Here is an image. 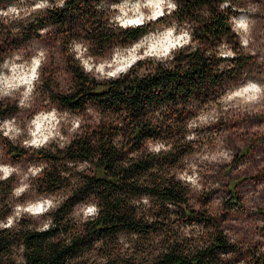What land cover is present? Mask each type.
I'll use <instances>...</instances> for the list:
<instances>
[{
  "label": "clouds",
  "instance_id": "clouds-1",
  "mask_svg": "<svg viewBox=\"0 0 264 264\" xmlns=\"http://www.w3.org/2000/svg\"><path fill=\"white\" fill-rule=\"evenodd\" d=\"M133 2L109 4V26L113 31L143 30L144 35L158 38L133 43L124 54L113 51L107 58L91 54L87 40H70L67 55L72 56L88 77L89 85L133 78L141 71L173 62L181 52L198 47L193 36L194 22L180 23L176 19L181 0H135V9L130 8ZM212 3L226 18L231 39L226 38L214 49H208L207 55L228 64L238 62L242 56H254L250 46L255 43L259 26L264 25V0H212ZM66 4L67 0H0V111L6 112L8 106L16 109L15 114L0 118V139L18 141L29 153L66 150L72 140L89 131V113L96 111L90 102L82 111L57 106L51 93H46L43 87L49 65L46 50L16 48L8 39V33L15 36L27 23L62 10ZM104 6L101 0L96 4L97 11H102ZM50 27L39 28V34L46 35ZM156 115L159 117V113ZM153 123L158 125L159 121ZM122 142V134L114 139L117 146ZM181 148L178 159L163 173L154 165L150 174L162 175L165 181L178 184L183 189V207L189 211L197 208L196 217L185 216L172 201L163 202L168 209L166 214L154 215L152 209L159 213L161 205L153 196L142 194L132 201L133 205L150 224L163 222L166 227L151 237L156 241L155 247L137 251L144 241L140 234L132 233L128 238L117 239V251L132 257L133 264H159V259L179 243L190 259L200 250L211 247L216 236L222 233L230 247L217 250L216 255L225 264H256L257 260L264 264V211H261L264 209V72L226 81L211 96L189 106L181 131L173 138L145 137L140 155L159 160ZM128 155L137 157L135 152ZM67 166L71 171L62 175L71 179L74 173H87L95 165L83 160L67 161ZM48 167L43 161L30 164L25 179L41 177ZM17 171L11 164L0 163V181L8 180ZM253 176L256 178L236 187L242 177ZM29 188L30 184L22 183L13 189L12 195L19 198ZM62 203L50 194L16 204L12 213L0 220V230L13 229L22 217L29 216L48 217L42 227L36 228V231H48L52 227L49 214L58 211ZM102 211L99 200L88 197L73 204L68 216L82 228L95 223ZM200 216L207 217V221ZM94 243V252H99L103 241ZM92 258L96 264H110L113 259L110 255Z\"/></svg>",
  "mask_w": 264,
  "mask_h": 264
},
{
  "label": "trees",
  "instance_id": "trees-1",
  "mask_svg": "<svg viewBox=\"0 0 264 264\" xmlns=\"http://www.w3.org/2000/svg\"><path fill=\"white\" fill-rule=\"evenodd\" d=\"M123 2L104 0V9L97 11L96 4L101 0H67L64 9L27 23L15 36L19 35L25 41L36 40L41 38L39 28L51 26L64 46H68L72 39L87 40L91 54L104 57L114 47H129L145 36L143 30L113 31L109 26L108 5ZM181 3L176 19L180 23L194 22V42L198 43L194 51L181 52L173 62L107 84L93 82L89 85L88 77L79 67H70L72 85L69 91L53 94L51 98L60 108L72 111H82L90 102L96 109L92 113L97 124H89V131L72 140L66 150L39 158L50 166L33 181L31 190L44 196L64 194L63 203L58 211L49 214L52 227L48 231H36L41 225L29 216L22 217L13 229L0 230V264H96L92 257L105 255L113 258L110 264H133L132 257H125L117 251V239L128 238L132 233L140 234L144 241L137 248L140 251L144 247H155L156 241L151 237L166 227L163 222L150 224L133 205L132 201L145 193L161 205L159 213L152 209L154 215L166 214L168 209L163 202L172 201L185 216L196 217V210L183 207V189L178 184L165 181L162 175L150 174L154 165H158L163 173L183 149L158 160L141 156L140 148L145 137L173 138L181 131L189 106L211 96L226 81L235 80L246 65L239 59L227 69L226 64L215 56L207 55L208 49H214L230 36L226 18L217 12L212 0H181ZM70 61L75 63L73 59ZM15 112L13 106H8L6 112L0 111V118ZM154 121H159L158 125ZM121 134L123 142L117 146L114 139ZM132 152L137 153L134 159L128 155ZM21 154L10 150L11 157H21ZM83 160L93 162L94 168L87 173H74L71 179L62 175L71 171L67 161ZM144 177L147 180L142 181ZM14 186L12 177L0 182L4 189L3 196H0V220L10 215L14 207L11 200ZM88 197L98 199L103 211L95 223L81 228L68 214L72 212L73 204ZM47 219L43 217V223ZM97 240L103 243L100 251L94 252ZM228 247L230 245L220 233L211 247L200 250L189 259L182 251V245L176 243L168 255L159 259V264H225L216 252ZM256 264L260 261L257 260Z\"/></svg>",
  "mask_w": 264,
  "mask_h": 264
},
{
  "label": "rangeland",
  "instance_id": "rangeland-1",
  "mask_svg": "<svg viewBox=\"0 0 264 264\" xmlns=\"http://www.w3.org/2000/svg\"><path fill=\"white\" fill-rule=\"evenodd\" d=\"M9 1L12 2V0ZM136 6L137 4L134 0V2L130 5V8L135 9ZM157 38H158L157 36L145 35L136 43H146L147 41L155 40ZM8 39H11L12 44L15 45L16 48H20L23 46L32 50L39 48L46 50L49 59V65L48 68L46 69L48 75L43 85L46 93H51L52 96L53 94L66 93L69 91L72 85L71 77H70V67L71 66L78 67V66L76 62L71 63L70 60L73 58L72 56L67 55L66 51L68 50V47L64 46L61 43L58 35L54 32L52 28H50V31L46 35L41 36V38L36 40L25 41L19 35L13 36L12 33H8ZM227 39H231V37L228 36ZM234 42L235 41L233 40L232 43ZM132 45L126 48L114 47L113 49L106 52L104 57L105 58L110 57L113 54V51L118 52L120 54H124V50L130 49ZM250 47L252 48V51L255 53V55L249 57L242 56L240 58V63H244L246 67L244 72L240 74L239 77H237L236 79H239L244 75L256 76L258 73L264 72V25L259 26V31L255 33V43ZM225 64L227 66V69L232 68L231 64L228 63ZM89 120H90L89 123L90 125L95 126L97 124L96 116L93 113H89ZM11 149L21 152L22 153L21 157H11L10 155ZM54 152L55 151L46 150V151H41L39 153H29L20 146L18 141L16 143H13L6 139H0V163L11 164L18 168L17 173L12 176L15 182L14 188L20 186L22 183L30 184V188L19 198L14 197L11 194V200L13 201V203H15L14 207L16 204H19L18 202H22L24 204L28 201H33L44 196L35 190H31V184L32 185L34 184L33 181L36 178L25 179L27 168L29 167L30 164L38 162L39 158L42 155H47L49 153H54ZM243 154L247 155V152ZM48 165L50 166V164ZM255 178L256 177L254 176L242 177L237 183L236 187L245 184L249 179H255ZM0 192H1L0 196L2 197L3 196L2 193L4 192L3 187H0ZM233 193L235 195V192ZM55 196L58 198V200H62L64 198V194L55 195ZM14 207L11 209V213ZM193 209L198 211L197 208H193ZM261 211H264V209H261ZM42 218L43 217H36L33 219L36 220L37 223H40L42 227V223H43Z\"/></svg>",
  "mask_w": 264,
  "mask_h": 264
}]
</instances>
